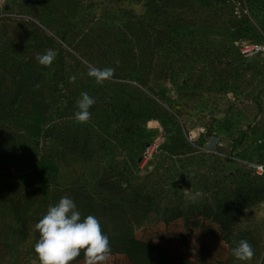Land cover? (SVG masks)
<instances>
[{"label": "rangeland", "instance_id": "1", "mask_svg": "<svg viewBox=\"0 0 264 264\" xmlns=\"http://www.w3.org/2000/svg\"><path fill=\"white\" fill-rule=\"evenodd\" d=\"M257 164L264 0H0V264H39L35 225L64 196L100 221L104 264L176 231L199 264H264ZM242 239L251 261L232 255Z\"/></svg>", "mask_w": 264, "mask_h": 264}, {"label": "clouds", "instance_id": "2", "mask_svg": "<svg viewBox=\"0 0 264 264\" xmlns=\"http://www.w3.org/2000/svg\"><path fill=\"white\" fill-rule=\"evenodd\" d=\"M56 58V52L46 50L37 56L38 62L51 67ZM115 69H99L90 67L88 75L102 85L114 76ZM75 82L76 77H70ZM74 113L78 123L86 124L91 119L89 109L95 104L87 92H82ZM39 239L34 245V251L39 264H72L81 254L84 264H104L111 253L109 237L105 234L100 221L92 214L82 218L81 212L73 199L61 197L57 203L50 206L45 215L35 225ZM232 255L240 261H251L255 255L252 245L247 240H240L232 249Z\"/></svg>", "mask_w": 264, "mask_h": 264}, {"label": "trees", "instance_id": "3", "mask_svg": "<svg viewBox=\"0 0 264 264\" xmlns=\"http://www.w3.org/2000/svg\"><path fill=\"white\" fill-rule=\"evenodd\" d=\"M166 238V243H156L136 235L130 236L126 254L131 264H199L171 243L175 238L187 242V236L183 232L167 233Z\"/></svg>", "mask_w": 264, "mask_h": 264}, {"label": "built area", "instance_id": "4", "mask_svg": "<svg viewBox=\"0 0 264 264\" xmlns=\"http://www.w3.org/2000/svg\"><path fill=\"white\" fill-rule=\"evenodd\" d=\"M255 167L257 168L258 172H262L264 170V164H257Z\"/></svg>", "mask_w": 264, "mask_h": 264}]
</instances>
